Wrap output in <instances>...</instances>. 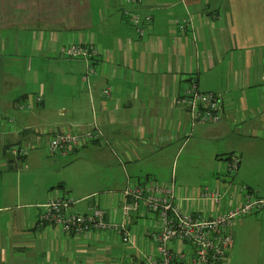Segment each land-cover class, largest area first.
Instances as JSON below:
<instances>
[{"label": "crops", "instance_id": "1", "mask_svg": "<svg viewBox=\"0 0 264 264\" xmlns=\"http://www.w3.org/2000/svg\"><path fill=\"white\" fill-rule=\"evenodd\" d=\"M126 8L152 15L145 36ZM188 16L193 28L178 31L173 20ZM84 37L99 48L91 91L81 79L86 61L60 52ZM191 80L221 94L220 121L191 126L185 108L174 104ZM109 85L115 91L107 102L102 90ZM19 102L33 106L23 111ZM0 112L14 118L16 130L0 125V264H147L157 247L145 204L127 219L131 243L115 230L75 236L40 226L42 205L61 187L76 200L70 212L92 213L98 204L105 222H119L129 182L173 177L185 209L210 213L197 199L206 183L245 184L253 198L264 197V0H0ZM95 115L101 140L68 155L40 148L7 157L15 141L43 127L87 124ZM232 154L241 162L228 174L220 162ZM184 156H205V165L181 174ZM228 203L223 199L220 211ZM174 245L193 254L190 241ZM228 264H264V212L236 225Z\"/></svg>", "mask_w": 264, "mask_h": 264}, {"label": "built area", "instance_id": "2", "mask_svg": "<svg viewBox=\"0 0 264 264\" xmlns=\"http://www.w3.org/2000/svg\"><path fill=\"white\" fill-rule=\"evenodd\" d=\"M140 0H124L125 5L137 4ZM124 15L141 37L145 36L152 26V15H141L135 10L126 8ZM173 24L180 32L193 28V17L175 18ZM60 52L69 57L86 61V70L82 75L83 83L92 90L90 76L98 73L94 59L99 53L95 42L87 37L63 44ZM115 88L104 87L102 94L107 102ZM42 101V93L35 96V102ZM174 104L185 108L191 126L204 123H215L221 120L223 98L215 91H204L196 80L179 94ZM30 102H19L17 107L26 111L32 108ZM0 125L8 128L9 133H16L14 118L0 112ZM103 138V128L95 115L91 122L81 125H66L55 128L43 127L34 133L33 138L18 139L11 145L17 159L25 158L31 151L42 148L48 156L55 154L68 155ZM241 159L232 154L220 162V168L228 174L235 173ZM238 195L241 199L236 200ZM120 205L123 219L119 222H105V208L95 204L92 213L70 212L76 202L69 190L53 187L44 210L38 217V225H52L65 234L82 236L98 230H115L125 243H131L132 234L127 226V219L132 211L145 204L153 215L156 226L149 229V235L156 243V252L147 256V264H228L229 253L234 243V230L242 217L251 213L264 212V197H252L247 185L228 186L226 189L204 184L197 194V199L209 204L210 213L205 210L185 209L178 194L175 177L170 181L149 179L132 180L121 194ZM228 200L225 210L220 211L222 200ZM218 211L212 213V211ZM175 241H190L193 254L176 250Z\"/></svg>", "mask_w": 264, "mask_h": 264}, {"label": "rangeland", "instance_id": "3", "mask_svg": "<svg viewBox=\"0 0 264 264\" xmlns=\"http://www.w3.org/2000/svg\"><path fill=\"white\" fill-rule=\"evenodd\" d=\"M66 56V55H64ZM67 59L71 60V58H77V57H69L66 56ZM59 66H60V62H59ZM60 69V68H59ZM82 79V76H81ZM83 82V80H82ZM201 148H204L205 143H200L199 145ZM202 160H205V156L201 157V160L199 161L198 158L196 156H184V157H180V161H179V167H178V171L180 170V173H184L187 171H200V166H204L205 164L202 162ZM162 168H166V166H162Z\"/></svg>", "mask_w": 264, "mask_h": 264}, {"label": "water", "instance_id": "4", "mask_svg": "<svg viewBox=\"0 0 264 264\" xmlns=\"http://www.w3.org/2000/svg\"><path fill=\"white\" fill-rule=\"evenodd\" d=\"M7 157L10 159H15V155L12 152H7Z\"/></svg>", "mask_w": 264, "mask_h": 264}]
</instances>
